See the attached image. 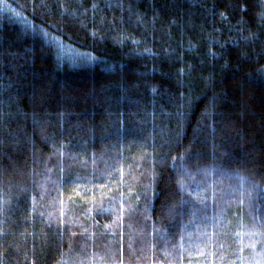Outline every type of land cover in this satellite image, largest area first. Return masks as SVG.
<instances>
[{"label": "trees", "instance_id": "16d2710c", "mask_svg": "<svg viewBox=\"0 0 264 264\" xmlns=\"http://www.w3.org/2000/svg\"><path fill=\"white\" fill-rule=\"evenodd\" d=\"M0 264H264V0H0Z\"/></svg>", "mask_w": 264, "mask_h": 264}]
</instances>
